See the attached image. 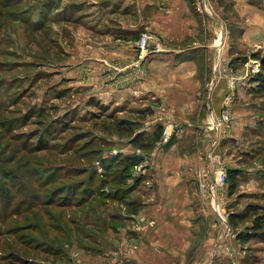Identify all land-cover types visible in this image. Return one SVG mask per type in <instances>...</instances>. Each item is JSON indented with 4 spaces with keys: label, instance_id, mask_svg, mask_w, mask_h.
Listing matches in <instances>:
<instances>
[{
    "label": "rangeland",
    "instance_id": "obj_1",
    "mask_svg": "<svg viewBox=\"0 0 264 264\" xmlns=\"http://www.w3.org/2000/svg\"><path fill=\"white\" fill-rule=\"evenodd\" d=\"M100 7L88 0H0V264H264V226L252 229L264 215V69L250 73L263 51L231 66L254 83L243 86L254 123L235 145L241 159L234 193L230 182L217 190V209L203 199L211 216L201 230L185 228L176 243L156 240L157 213L145 203L153 187L142 185L136 169L146 157L126 152L129 141L118 135L119 121L143 126L139 105L106 97L109 73L93 69L91 52L101 51L108 21ZM238 17L228 11V19ZM228 32L232 44L239 33L231 26ZM231 111L224 124L219 115L208 122L211 153L233 125ZM131 179L137 186L122 195L133 188Z\"/></svg>",
    "mask_w": 264,
    "mask_h": 264
},
{
    "label": "crops",
    "instance_id": "obj_2",
    "mask_svg": "<svg viewBox=\"0 0 264 264\" xmlns=\"http://www.w3.org/2000/svg\"><path fill=\"white\" fill-rule=\"evenodd\" d=\"M88 3L101 6L100 12L103 9L108 12L107 28L101 35L105 38L98 40L101 51L91 52L97 64L93 69L99 75L109 73L112 86L107 88L106 97L139 105L137 114L142 117L143 126L135 133L142 134V142L149 147L139 149L131 143V137H125L129 143L123 149L126 152L139 149L142 157L147 158H142L143 163L136 165V169L141 171L142 185L149 183L153 187L145 203L154 205L147 211L157 213L156 240L170 236L176 243L185 228L190 226L193 232L201 230L205 219L211 216L202 203L204 198L211 202L210 193L206 196L202 192L201 183L215 185L211 178L224 163H234L228 170H239L236 160L241 158L233 153L235 145L254 123L252 113L245 109L253 100L246 97L243 86L249 89L254 83L244 80L240 70L231 66L241 60L239 57L253 56L260 50L264 53V0H88ZM229 10L239 17L228 19ZM229 26L239 33L232 44L228 40ZM145 32L154 36L151 44H158L159 49L139 61L135 43ZM232 95L239 100L237 106L232 104L237 115L228 134L223 137L221 134L218 150L211 153L214 133L208 130L209 110L215 119L227 96ZM165 131L169 135L168 144L163 143ZM134 180H130L133 188L129 192L137 186ZM193 219L194 223H184Z\"/></svg>",
    "mask_w": 264,
    "mask_h": 264
},
{
    "label": "built area",
    "instance_id": "obj_3",
    "mask_svg": "<svg viewBox=\"0 0 264 264\" xmlns=\"http://www.w3.org/2000/svg\"><path fill=\"white\" fill-rule=\"evenodd\" d=\"M153 40H154V36L148 32H145L140 35V37L135 43V48L137 51V56L139 61H144L149 57V55L152 53L153 50L159 49L158 44H155L154 46L153 44H151ZM260 70H261V63L255 62V65L252 67L250 73L256 75L260 72ZM231 103H232L231 96H227L224 106L217 118L219 119L217 124H222V123L224 124L225 122L229 121V115L232 112ZM164 134H165L164 140L169 141V135H167L166 131L164 132ZM215 186H216V191L225 189L228 186V173L227 170L223 167H219L217 170V178L215 180ZM210 187H211L210 183L207 182L201 183V190L203 192L207 190L208 193H210L209 192Z\"/></svg>",
    "mask_w": 264,
    "mask_h": 264
},
{
    "label": "trees",
    "instance_id": "obj_4",
    "mask_svg": "<svg viewBox=\"0 0 264 264\" xmlns=\"http://www.w3.org/2000/svg\"><path fill=\"white\" fill-rule=\"evenodd\" d=\"M260 61H261V67L264 69V57H262L260 59ZM260 87L264 90V82H261V86ZM134 124H135V122H130V121H127V120L119 121L118 124H117L118 135L121 136V137H128V138L131 137L132 138L131 143L133 145H135L136 147H138L139 149L148 148L149 145L144 144L142 142V140H141L142 139L141 138L142 134L135 133L136 129L139 126V124H136V125H134ZM137 161L138 160H136V164L138 163ZM227 173H228V183L230 182L229 190H230L231 193H234V190L236 189L235 179L237 178L238 172H237V170H228ZM112 189L115 190V192H117L115 187L112 188ZM125 193L126 194L129 193V190L124 192L122 195H124ZM114 194L112 195L113 197L110 196V194H108L107 198L108 197H112V198H109V199H115L116 196ZM263 226H264V215H259V216H257L255 218L252 229H253V231L257 232V231L262 230ZM238 239L241 240L243 243H245L249 239V237H247L245 235H239Z\"/></svg>",
    "mask_w": 264,
    "mask_h": 264
},
{
    "label": "water",
    "instance_id": "obj_5",
    "mask_svg": "<svg viewBox=\"0 0 264 264\" xmlns=\"http://www.w3.org/2000/svg\"><path fill=\"white\" fill-rule=\"evenodd\" d=\"M209 117L211 118V121L214 122L212 110H209ZM209 192H210L211 202H212L213 206L215 207V209H217L216 186L215 185H211Z\"/></svg>",
    "mask_w": 264,
    "mask_h": 264
}]
</instances>
